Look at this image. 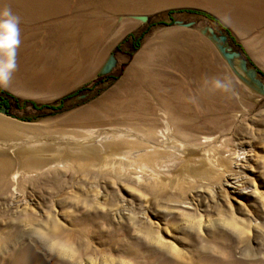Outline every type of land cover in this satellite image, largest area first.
<instances>
[{"label": "rangeland", "instance_id": "374dc122", "mask_svg": "<svg viewBox=\"0 0 264 264\" xmlns=\"http://www.w3.org/2000/svg\"><path fill=\"white\" fill-rule=\"evenodd\" d=\"M249 1L66 0L72 20L24 47L0 26V264H264V97L202 35L215 23L169 15L215 17L264 80Z\"/></svg>", "mask_w": 264, "mask_h": 264}, {"label": "bare ground", "instance_id": "6f19581e", "mask_svg": "<svg viewBox=\"0 0 264 264\" xmlns=\"http://www.w3.org/2000/svg\"><path fill=\"white\" fill-rule=\"evenodd\" d=\"M62 1L65 5L64 1H66V0H10V2H13L15 5L21 7L23 9V11L20 13L18 8H16L13 11L14 13L11 14L9 11L6 10V7L0 8V11L2 9H5V11H7V12H4L3 17L1 16L2 18L0 20V26L2 24H4L6 21H8L9 24L13 26V29H17V31L19 33H21V37H20L22 39L21 44L24 47L27 44L26 42L30 38L37 36L38 32H37V30H35L36 26L41 25V24H49V23L56 22L57 20H59V18L61 16H65L66 20H68V21L72 20L71 18H68L65 15V11L61 6ZM87 1H88V3L94 4L98 0H87ZM6 2H8V0H6ZM27 7H30V9H28ZM263 20H264V17H263ZM20 24H25L24 26L27 27V29L20 28V26H19ZM61 24H63V22H61ZM11 32H14V30L11 29ZM78 46L83 48V52L80 54V60H79L82 63V62H85L90 57V47H89V43L87 44V46H81V45H78ZM232 222H233V220H232ZM141 228L146 230L145 226H141ZM241 232L243 235L242 230H241ZM47 233H49V232H47ZM239 236H241V234ZM231 237L233 238V236H231ZM241 239H242V237H240L238 240H241ZM147 247L150 249L156 250V252H158V254L168 255L166 252H164L163 245H162V247H159V245H158L156 248V247H152L148 243ZM70 256L72 258L74 256V254H70ZM169 258L170 257H168V259ZM57 259L62 260L60 258H57ZM167 263L173 264L170 261L169 262L167 261ZM20 264H28V263L22 262ZM30 264H43V263H42V260L38 256H35L33 258L32 262H30ZM236 264H249V259L240 258L239 262H237Z\"/></svg>", "mask_w": 264, "mask_h": 264}, {"label": "water", "instance_id": "95a60500", "mask_svg": "<svg viewBox=\"0 0 264 264\" xmlns=\"http://www.w3.org/2000/svg\"><path fill=\"white\" fill-rule=\"evenodd\" d=\"M131 18L146 23L148 16H131ZM176 25H182L181 22H175ZM193 23L183 25L185 27H191ZM202 35L206 36L207 39L214 45L221 58L226 62L230 70L234 75L251 91L264 97V80L260 77L259 71L249 65L248 61L242 58L239 51L233 50L228 44V35L223 31L216 32L213 27H206L201 30ZM117 60L114 54H111L106 60L104 65L99 71V77H104L116 68ZM81 96L80 98H83ZM0 113L7 115L9 109L0 105Z\"/></svg>", "mask_w": 264, "mask_h": 264}, {"label": "trees", "instance_id": "16d2710c", "mask_svg": "<svg viewBox=\"0 0 264 264\" xmlns=\"http://www.w3.org/2000/svg\"><path fill=\"white\" fill-rule=\"evenodd\" d=\"M175 14H188V15H193V16H200V17H203L205 19H208L210 20L211 22L215 23L223 32H225L231 39L232 43L239 49H241V46L237 43L236 39L232 36L231 32L225 27L223 26L215 17L205 13V12H202V11H198V10H181V11H171L169 12V15L170 16H173ZM140 40L137 41L135 47H138V42ZM3 94V93H2ZM66 99V98H65ZM65 99H62L59 101V105H61ZM15 103L17 104V106H24L25 103L19 101V100H15ZM2 105L6 106L8 108V105L6 104V102H4ZM32 107L36 110H41V109H53L54 107H56L57 105H50V106H42V107H37V105L35 104H31ZM58 105V106H59Z\"/></svg>", "mask_w": 264, "mask_h": 264}, {"label": "crops", "instance_id": "0c3cea01", "mask_svg": "<svg viewBox=\"0 0 264 264\" xmlns=\"http://www.w3.org/2000/svg\"><path fill=\"white\" fill-rule=\"evenodd\" d=\"M249 2L252 4L255 13L264 14V0H251Z\"/></svg>", "mask_w": 264, "mask_h": 264}, {"label": "clouds", "instance_id": "9594fccd", "mask_svg": "<svg viewBox=\"0 0 264 264\" xmlns=\"http://www.w3.org/2000/svg\"><path fill=\"white\" fill-rule=\"evenodd\" d=\"M5 27H11L13 29V26L12 25H4Z\"/></svg>", "mask_w": 264, "mask_h": 264}]
</instances>
